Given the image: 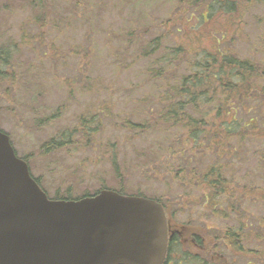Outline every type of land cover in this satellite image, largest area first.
Here are the masks:
<instances>
[{"label": "rangeland", "instance_id": "obj_1", "mask_svg": "<svg viewBox=\"0 0 264 264\" xmlns=\"http://www.w3.org/2000/svg\"><path fill=\"white\" fill-rule=\"evenodd\" d=\"M183 2L0 0V56L8 55V64L0 59V129L9 135L15 152L27 159L31 175L48 197L79 198L113 189L154 198L171 204L176 221L189 223L203 245L243 222L244 251L220 247L219 256L209 253L214 257L210 264H264L263 241L258 239V231L264 230V168L257 170L258 160L259 165L264 163V137L242 143V160L241 153L234 152L218 159L224 165L227 187H209V181L200 185L198 176L215 155L210 150L201 156L208 147L205 138L196 141L200 145H193L195 152L172 154L167 151L171 140L167 130L156 126L133 137L131 129L121 127L129 120L147 121L149 113L160 108L154 81L141 86L134 69L118 70L123 61L113 65V52L127 40V30L153 25L147 38L138 40L132 49L139 50L148 39L164 34V20L173 19V27L181 29L178 42L185 51L196 54L203 49L229 48L264 65V2L246 8L241 17L221 8L205 15L203 6L209 0L197 1L192 8L179 4ZM239 19L242 27L236 25ZM89 25L94 28L90 34L86 32ZM236 36L234 43L230 39ZM162 41L167 48L174 46L173 41ZM138 63L133 67L138 69ZM255 83L264 88V77ZM99 108L107 113L97 114ZM231 109L225 116L228 124L216 118L211 129L214 136L233 119L237 121L236 132H243L244 122L255 115L249 100L234 102ZM82 115L99 117L100 122L96 118L84 128L79 122ZM204 127L207 130L208 124ZM184 133L178 135L186 137ZM67 134L73 144L53 150L42 148L49 139L60 140ZM233 140L217 146V150L236 146ZM185 156H193L190 164ZM181 165L196 172L192 177L178 174ZM227 202L233 204L236 215L225 209ZM174 252L165 264H206L204 250L198 247L181 243Z\"/></svg>", "mask_w": 264, "mask_h": 264}, {"label": "trees", "instance_id": "obj_2", "mask_svg": "<svg viewBox=\"0 0 264 264\" xmlns=\"http://www.w3.org/2000/svg\"><path fill=\"white\" fill-rule=\"evenodd\" d=\"M197 1L199 2L200 0H185V2L179 4L187 6V8H192L193 4ZM209 2L207 6H203L207 9L205 15L212 13L214 9L218 10L221 8L220 10L231 13L232 16L234 14H239L241 17L245 13L246 8L255 3H262L264 0H209ZM175 12L176 10L172 14ZM178 14L179 12L177 11L175 16ZM205 15H202L203 18H205ZM86 17L87 16H85V18ZM88 21L86 22L89 23ZM173 22V19L169 21L167 19L164 20L161 23V25L164 24V34L159 35L157 31L156 33L158 36H155L153 40L148 39L139 50L132 49L135 47L138 40L147 38V35L152 31L151 28L153 25L150 27H141V30H127V36L125 35L127 40L122 42L113 52V59L116 60V62L113 63L115 67L123 61L118 70L125 72L134 69V76L136 79L140 80L141 86L148 83V81H154L156 83V88L159 89L160 96L157 102L160 108L157 107L150 112L147 121L129 120L126 123H122L121 127L124 129H131L133 131L131 132V134L133 133V137L145 131L153 130L156 126L167 130L171 139L167 146V151H170L169 153L172 154L186 153L189 151L195 152L197 149H195L193 145H200L201 142L196 143V141L200 138H205L208 147L203 148L201 156L206 152H210V150L215 155L211 163L204 164V171L198 175L201 179L200 184L209 181V183H207L209 187H227L228 180L224 176L222 170L224 165L222 161L219 162L218 159H225L227 158V153L234 152L236 154L241 153L240 156H238L242 160V143H245L249 138L255 137L258 140L264 137V135L262 136V133H264V88H258V85L255 83L257 80H261L264 77V65L262 66L261 62L256 59L252 61L251 59L242 58L229 48L215 51L203 49L197 51L196 54L188 50L185 51L186 48L183 47V44L178 42V40H180L181 29H179V27H173ZM241 23H243L241 19L236 21L238 27H242ZM93 29L94 28L89 25L86 32L90 34ZM184 34H187V31ZM162 40L173 41L174 46L167 48ZM230 40H233L234 43L238 41L237 36ZM130 50L132 51L129 52ZM185 53L186 55H191V57L183 56ZM124 56L125 58L122 59ZM7 57L8 55L5 57L0 56V59L8 64ZM139 61L140 64L138 63ZM142 61L145 62L142 63ZM137 63L138 66H140L138 69L133 67ZM253 80L255 81L249 84V81ZM242 99L246 101L249 100L253 103V111L255 113V115L247 119L248 121L246 123L244 122V131L236 132L237 121L233 119V122L231 121V124L226 125L223 131L220 132V138L219 135L214 136L212 130L216 124V118H222L223 121L221 124H228L225 120V116L232 110L231 105L234 102L241 104ZM235 110L236 109H234V111ZM99 113L104 114L107 112L105 108H99L97 114ZM194 114L196 118L193 116ZM209 114L211 115L210 118ZM214 114L215 117L212 116ZM96 118L99 123V117L82 115L79 122L84 128H89L91 122H95ZM198 123L201 124L198 125ZM204 123L208 124V127H206L208 128L207 130L204 127ZM201 126H203L204 129L198 130L199 128L202 129ZM250 130L251 132L249 134L248 131ZM86 131L89 133L92 132L90 129ZM180 131L185 132L184 134L186 137L179 136L178 134ZM81 132H85V129ZM94 132H96V130H93V133ZM195 132L199 134L202 133L204 137H200L197 133L195 135ZM206 133H209V136L205 137ZM69 137L70 134L61 137L60 140L51 138L43 144L42 148H44V150H53L73 144V142L69 140ZM233 137V142H236V146L231 145V147H228V145H225L226 149L219 151L218 148L217 150V146L224 145L225 142H231L230 140ZM188 148L190 149L188 150ZM192 157L193 156H185L183 159H188V163L190 164L189 159ZM24 159L28 163L27 159ZM260 160L257 162V170H263L264 168L263 162L259 165ZM177 168H181L178 174H191V177L194 175L193 173L196 172V170L191 167H188L187 170L182 165ZM183 169H185L186 172ZM205 170L207 171L205 172ZM34 179L39 186L42 187L38 179L35 177ZM118 192L123 193L122 190ZM52 199L70 200L77 198L55 196ZM243 225L244 223L242 222L240 226L228 230L227 238H225L226 246L240 250L239 245L236 243L237 236L234 235L233 238V234L239 231L240 227ZM240 232L243 233L245 231L244 229H240ZM258 235V239L263 241L262 245L264 246V230H259Z\"/></svg>", "mask_w": 264, "mask_h": 264}, {"label": "water", "instance_id": "obj_3", "mask_svg": "<svg viewBox=\"0 0 264 264\" xmlns=\"http://www.w3.org/2000/svg\"><path fill=\"white\" fill-rule=\"evenodd\" d=\"M161 205L102 189L50 199L0 131V264H162Z\"/></svg>", "mask_w": 264, "mask_h": 264}, {"label": "flooded vegetation", "instance_id": "obj_4", "mask_svg": "<svg viewBox=\"0 0 264 264\" xmlns=\"http://www.w3.org/2000/svg\"><path fill=\"white\" fill-rule=\"evenodd\" d=\"M9 140H10V138H9ZM15 154H16V152H15ZM193 154L196 155V153H193ZM18 157H20V156L18 155ZM20 158L25 160L24 157H20ZM196 185H199V183H196ZM200 185H202V184H200ZM111 190H113V189H111ZM115 191H119V190H115ZM121 194H125V193H121ZM156 201L161 205V207L164 211V215H165V219H166V227H167V249H166V256H165L163 264H165L166 262L168 263L169 261L172 260V257L175 254L174 248H177L181 243L182 244L186 243L188 245L198 247V249H200L202 251L204 250L205 257H206L205 258L206 264H210L212 261V258H214V257H212L213 255L209 254L210 252L214 253L216 256H219L217 249H219L220 247H225V248L227 247L230 249V246H226V244H225V238H227L228 230H231L232 228L226 230L225 232H223V234L221 233L222 234L221 236H219V237L216 236L214 239L208 240L209 241L207 243L208 245H203V243H202V241H200V238L198 237V235L193 234V231H191L189 223H187V222L183 223V222L176 221V217H175L176 211L174 210V208L171 204L161 202L160 200H157V199H156ZM225 209L231 210V213H234V214L237 212V210L234 209L233 204H231V202L226 203ZM235 219H240V217L237 218L235 216ZM241 223L242 222H240V225H241ZM243 226L240 227V229H243ZM240 229L237 232L234 231L235 233L233 234V238H234V235L237 236L236 237V243L239 245V249H240V250H237L235 248L236 252L242 253V251L244 250V245H242V241H244L246 239H245V232H243V233L240 232ZM224 233H226V234H224ZM242 234L244 237H242ZM238 237H239V241H238Z\"/></svg>", "mask_w": 264, "mask_h": 264}]
</instances>
